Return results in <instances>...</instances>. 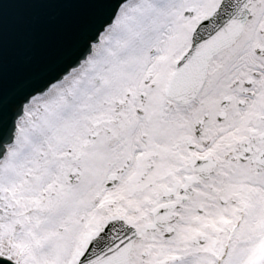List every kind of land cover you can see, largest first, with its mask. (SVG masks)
Listing matches in <instances>:
<instances>
[{"label":"snow or ice","instance_id":"1","mask_svg":"<svg viewBox=\"0 0 264 264\" xmlns=\"http://www.w3.org/2000/svg\"><path fill=\"white\" fill-rule=\"evenodd\" d=\"M79 7L5 78L0 264H264V0Z\"/></svg>","mask_w":264,"mask_h":264},{"label":"water","instance_id":"2","mask_svg":"<svg viewBox=\"0 0 264 264\" xmlns=\"http://www.w3.org/2000/svg\"><path fill=\"white\" fill-rule=\"evenodd\" d=\"M99 0H10L18 6L19 18L6 19L0 8V99L6 76L31 55L46 51L56 38L82 15L79 7ZM5 0H0L3 5ZM34 5L55 7L37 8Z\"/></svg>","mask_w":264,"mask_h":264}]
</instances>
